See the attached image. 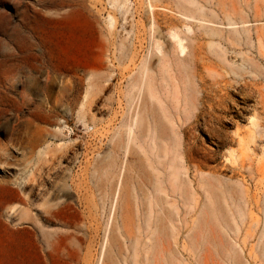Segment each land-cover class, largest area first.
<instances>
[{
  "label": "rangeland",
  "instance_id": "1",
  "mask_svg": "<svg viewBox=\"0 0 264 264\" xmlns=\"http://www.w3.org/2000/svg\"><path fill=\"white\" fill-rule=\"evenodd\" d=\"M0 264H264V0H0Z\"/></svg>",
  "mask_w": 264,
  "mask_h": 264
},
{
  "label": "bare ground",
  "instance_id": "2",
  "mask_svg": "<svg viewBox=\"0 0 264 264\" xmlns=\"http://www.w3.org/2000/svg\"><path fill=\"white\" fill-rule=\"evenodd\" d=\"M203 21H206V20H203ZM173 38L175 39V40H177V46H178V48H179V51H180V54L181 55H184V54H186V52H187V50H188V48H186V46L184 45V43H183V41L181 40V39H179V37L176 35V34H173ZM158 49V51H162L160 48H157ZM153 83H154V78H153V76L152 75H150V74H148L145 78L144 77H139L138 79H137V81H136V83H135V85H134V87H133V90H137L138 92H139V94H141V92L144 90V89H146L147 88V90L149 91V94H150V97L152 98V99H157V94H156V92H155V89H154V86H153ZM244 92V91H243ZM246 103V102H245ZM161 105L163 106V103L161 102ZM223 110H224V108H223ZM222 111V110H221ZM226 112H227V110H225ZM225 111H223V113H225ZM163 114H164V119H165V121H166V125H168V126H166V125H164V126H162L161 128H160V130H159V132L156 134V135H154V140H160V142H161V146L159 147V151H160V149H161V151L163 152V153H165V155H162V156H164V157H166V156H169L170 155V153H171V155H174L175 154V151H177L176 149H175V151H174V148H173V146H171V145H165V143H164V141L166 140V139H169V140H171L170 139V135H172V133H173V126H174V124H175V119L173 118V114H172V112L171 111H169V109H166V108H164V110H163ZM223 121V120H222ZM220 122H221V120H220ZM220 122H219V127H221V124H220ZM134 123H135V125L138 127V129L140 130V128H141V126H140V124H141V121H140V119L139 118H137V119H135L134 120ZM168 127H170V129L168 128ZM222 127H223V125H222ZM221 127V128H222ZM133 130H132V128L130 129V132L128 133L127 132V135L129 136V138L133 135V132H132ZM142 131V130H141ZM140 131V132H141ZM146 131V130H145ZM144 131V132H145ZM148 131V130H147ZM184 131H187V129H185ZM144 132H142L141 133V135H143L144 134ZM211 134H212V131L210 132ZM166 138V139H165ZM129 145V144H128ZM156 145H157V141H156ZM177 154V153H176ZM145 155H146V158H147V161L149 162V166L150 167H152V168H154V159H153V155H148V154H146L145 153ZM137 174H138V172H136ZM141 174V173H140ZM141 177V176H140ZM141 183H143L142 182V180H141ZM145 185H146V183H145ZM145 185L144 186H142V187H145ZM146 188V187H145ZM235 191H233V194L235 195V193H234ZM227 215H226V218H225V220L226 221H228V219L227 218H232V216L234 215V212H233V210L232 209H230V208H228L227 209ZM26 214L27 213H21L20 215H18V221H22V220H24L25 218H26ZM207 215H208V217H209V219L211 220V221H216L217 223H220V224H224L225 223V220L223 219V215H224V213H223V211L221 210V208L219 207V205H213L210 209H209V213L207 212ZM231 215V216H230ZM228 216V217H227ZM225 239H226V241L228 242V244H229V249H228V253H227V257L229 258V259H231V260H234V261H237V257H235V255H234V249L233 248H231V244H232V242H231V239L229 238V236L227 235V234H225Z\"/></svg>",
  "mask_w": 264,
  "mask_h": 264
}]
</instances>
